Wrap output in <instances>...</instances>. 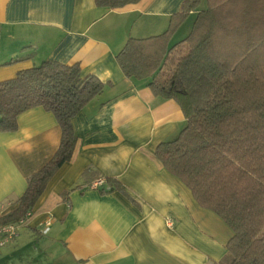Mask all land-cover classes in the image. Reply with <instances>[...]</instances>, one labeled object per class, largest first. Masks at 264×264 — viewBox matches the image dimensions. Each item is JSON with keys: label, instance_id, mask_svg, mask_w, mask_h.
Wrapping results in <instances>:
<instances>
[{"label": "crops", "instance_id": "crops-1", "mask_svg": "<svg viewBox=\"0 0 264 264\" xmlns=\"http://www.w3.org/2000/svg\"><path fill=\"white\" fill-rule=\"evenodd\" d=\"M184 2L141 0L107 9L95 0H0V82L53 61L79 64L84 75L106 85L74 117L78 142L72 160L50 181L18 238L0 248V264L226 260L231 229L155 156L160 144L185 128L181 108L156 97L147 81L127 78L117 61L130 38L166 32ZM193 17L171 42L189 35ZM17 123L14 132L0 131V217L17 208L28 177L53 158L61 142L55 115L42 107L22 113ZM93 177L105 184L91 188ZM108 179L117 187L111 189ZM48 219L52 225L43 234Z\"/></svg>", "mask_w": 264, "mask_h": 264}, {"label": "trees", "instance_id": "trees-1", "mask_svg": "<svg viewBox=\"0 0 264 264\" xmlns=\"http://www.w3.org/2000/svg\"><path fill=\"white\" fill-rule=\"evenodd\" d=\"M140 1L95 0L107 9ZM194 13L189 35L170 46ZM117 61L127 78L147 81L156 97L181 108L185 128L160 144L155 156L203 209L231 229L226 259L264 264V0H185L166 32L130 38ZM105 86L96 76L84 75L79 64L53 61L0 82V131H16L22 113L42 107L55 115L62 132L56 154L28 177L17 208L0 217V226L33 212L55 174L73 158L74 117ZM106 182L111 189L116 186Z\"/></svg>", "mask_w": 264, "mask_h": 264}, {"label": "built area", "instance_id": "built-area-1", "mask_svg": "<svg viewBox=\"0 0 264 264\" xmlns=\"http://www.w3.org/2000/svg\"><path fill=\"white\" fill-rule=\"evenodd\" d=\"M104 184H105V179L99 178L94 183H92L90 187L97 190L100 187H102ZM31 215L32 213L29 214L27 218L17 223H9L0 226V248H3L7 244L18 238L21 228L26 224V222L31 217ZM51 225H52L51 219L46 220L43 225L42 233L47 234L50 230Z\"/></svg>", "mask_w": 264, "mask_h": 264}, {"label": "rangeland", "instance_id": "rangeland-1", "mask_svg": "<svg viewBox=\"0 0 264 264\" xmlns=\"http://www.w3.org/2000/svg\"><path fill=\"white\" fill-rule=\"evenodd\" d=\"M205 7H206V3L203 2L202 5H201V7H200V10L203 9V8H205ZM193 20H194V17L191 19L190 22L192 23ZM190 22L188 24H190ZM188 24H187V26H188ZM180 37H181V35H177V37H175V39L171 42V45L177 43L179 41V38ZM222 264H230L229 259L224 260Z\"/></svg>", "mask_w": 264, "mask_h": 264}]
</instances>
